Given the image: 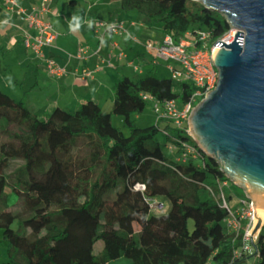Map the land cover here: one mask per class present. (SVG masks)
<instances>
[{
    "label": "trees",
    "instance_id": "trees-1",
    "mask_svg": "<svg viewBox=\"0 0 264 264\" xmlns=\"http://www.w3.org/2000/svg\"><path fill=\"white\" fill-rule=\"evenodd\" d=\"M120 8L137 10L157 22L163 34L188 37L197 48L213 44L230 26L221 11L199 0H120ZM201 31L207 33L205 40L198 38ZM119 83L124 88L115 91L111 111L86 99L72 111L56 105L46 118L0 87V129L14 123L24 130L17 142L5 140L0 148V232L7 253L0 264H59L58 241L71 223L68 210L92 218L101 240L91 256L73 257L70 264H235L251 254V264H264V223L253 250L238 255L242 232L227 227L228 210L209 190L218 193L216 179L229 177L187 125L161 118L142 126L133 118L149 98L174 97L182 105L196 85L153 70L123 75ZM111 113L123 116L127 132L112 125ZM159 131L178 156L183 142L193 144L196 155L186 160L167 155ZM137 183L144 187H135ZM5 185L15 202L8 201ZM228 185L223 186L225 198L234 207ZM203 188L208 195L201 193ZM161 194L175 200V214L152 221L150 199ZM222 221L225 226L218 227Z\"/></svg>",
    "mask_w": 264,
    "mask_h": 264
},
{
    "label": "crops",
    "instance_id": "crops-1",
    "mask_svg": "<svg viewBox=\"0 0 264 264\" xmlns=\"http://www.w3.org/2000/svg\"><path fill=\"white\" fill-rule=\"evenodd\" d=\"M19 3L29 11L35 8V13L42 19L50 20L57 31V37L51 45L44 47L47 54L71 68L85 65L96 69L93 76L88 78H80L73 72L61 76L49 75L44 61L35 56L32 50L25 47L22 42L26 30L33 35L37 33L36 30L33 27H28L17 12L12 11L3 0H0V87L13 96L21 98L32 111L35 110L33 108H36L34 107L36 105L29 95L43 91L47 84L55 92H59V96L44 106L45 112L49 113L56 105L60 106L59 100L69 96L68 93H74L75 105L86 99H94L100 104L103 96L112 98L115 90L120 86V77L123 75L134 77L127 74L129 69L141 73L143 69L139 64L144 63L148 68L153 63H160L158 60L162 59L157 58L155 62L152 53L148 54V58L145 56L143 59L139 58V53L140 55L143 53V46L140 47L139 43L146 41L159 43L163 33L153 34L152 28H141L144 24L143 21H140L141 14H136L131 9L122 10L120 0L88 1L86 14L80 21L71 16V11L66 8L64 0H50L48 10L44 11H41V0H19ZM100 20L110 23L122 22L125 25L123 32L113 33L107 29L106 34L100 38L99 42L102 45L100 55L102 57H107L109 53L110 55L117 53L116 50L124 49L127 52L125 58L120 60L114 58L111 65L100 63L101 58L91 51L86 59H79L75 56L80 45L94 46L98 39L97 28L94 26ZM131 39L137 40V43L133 44ZM140 61L141 63H136ZM132 62L138 64V70L134 69ZM97 65L99 67L96 68ZM177 156L178 153L175 157ZM0 245L5 247L1 232ZM247 256H240L235 264H239L238 262ZM0 258L1 260L5 258L4 252H1Z\"/></svg>",
    "mask_w": 264,
    "mask_h": 264
},
{
    "label": "water",
    "instance_id": "water-1",
    "mask_svg": "<svg viewBox=\"0 0 264 264\" xmlns=\"http://www.w3.org/2000/svg\"><path fill=\"white\" fill-rule=\"evenodd\" d=\"M199 1L237 30L231 42L215 43L218 81L190 113V126L229 180L264 208V0Z\"/></svg>",
    "mask_w": 264,
    "mask_h": 264
},
{
    "label": "built area",
    "instance_id": "built-area-1",
    "mask_svg": "<svg viewBox=\"0 0 264 264\" xmlns=\"http://www.w3.org/2000/svg\"><path fill=\"white\" fill-rule=\"evenodd\" d=\"M50 0H41V11L48 10V3ZM3 2L12 11L23 19L28 27H33L36 30V34H31L28 30L25 31L23 37V44L25 47L30 48L35 56L44 61L45 68L51 76H61L69 72H73L79 75L80 78H88L93 76V70L87 66H84L81 70L77 67L71 68L69 66L59 63L52 55L47 54L44 51V47L51 45L54 39L57 37V31L55 30L52 22L48 19H42L35 13V8L30 11L19 3V0H3ZM5 22V20H2ZM96 28L110 29L115 33L125 30V25L122 22H106L100 20ZM229 28L213 43L207 45L205 42L202 47H196L191 39L188 37H175L170 33H165L159 43H153L146 41L147 50L154 54V61L157 58H162L167 61V67L171 70V76L175 80H190L196 85L195 91L190 97L182 104L179 105L177 99L172 97L163 101H157L153 98H149L154 101V110L157 115V120L165 118L171 121L176 126L182 127L186 124L190 117V113L195 108L196 104L203 99L205 94L213 89L218 81V68L214 64L213 55L215 50L220 45L215 43L218 40L229 43L233 40L236 28L229 24ZM207 33L201 31L199 33V39L205 40ZM88 46L80 45L77 52L78 58H86L89 54ZM123 52L120 51L117 54V58H123ZM108 65H111L110 60L107 61ZM175 64H180V68L177 69ZM134 69L138 70V65H133ZM189 132L188 127L186 126ZM190 133V132H189ZM184 148L178 159L186 160L188 155L195 156L196 147L189 143L183 142ZM218 183L219 192H215L213 188L209 187L213 197L219 199L223 206L228 210V214L225 218V222L229 229L236 232H242V250L239 249L238 255L250 253L253 250V243L256 241L259 230L254 232V228L258 221L256 219L255 202L246 194L242 195L237 201L236 206H231L227 203L225 198L223 186L229 182L227 179L219 180ZM135 187L143 188L144 185L137 183ZM164 206L162 201L151 203L150 207L162 208Z\"/></svg>",
    "mask_w": 264,
    "mask_h": 264
},
{
    "label": "rangeland",
    "instance_id": "rangeland-1",
    "mask_svg": "<svg viewBox=\"0 0 264 264\" xmlns=\"http://www.w3.org/2000/svg\"><path fill=\"white\" fill-rule=\"evenodd\" d=\"M88 1H90V0H76V3L71 4L69 2V0H64V2L66 4L65 5L66 8L71 11V13H70L71 16H73L76 19H79V21L86 14L87 7H88ZM131 11L140 15V13L135 9H131ZM140 21L144 22V24L141 26V28H152L153 34H161V30L159 29L158 23L152 21L149 17L141 15ZM97 26L98 25H95L94 27L96 28ZM108 30H110V29H108ZM108 30L107 29H101L98 27L96 29V34L98 36V39H97L98 42L96 41V43L92 47L89 46L88 44H84V45L88 46V49L93 54H96L97 56H99L101 58L100 63H104L105 65H108L107 64L108 60H110V62L112 64L113 59L118 57L117 54L120 51H122L124 53L123 58H125L126 54H127V52L124 49H122V50H116L117 53H114V54L111 53V55L109 53V55L107 57H102L100 55L102 45L99 41H100V38H102ZM112 32L115 33L114 31H112ZM121 32H123V31H120L117 33H121ZM132 38L135 39L133 36H132ZM132 42H133V44H136L137 40L136 41L132 40ZM208 45H210V44H208ZM139 46L140 47L143 46V53H142V55H140V53H139V58L143 59V56L148 58V56H149L148 54L150 52L147 50L146 44L140 42ZM126 50L128 52H131L129 49H126ZM77 52H78V50H77ZM77 52L75 54L76 57H77ZM110 52H112V51H110ZM86 58H79V59H86ZM118 60H120V59H118ZM158 61L160 63H158V64L153 63V64L149 65L150 67H148V68H147V66H145L144 63L142 65L139 64L140 67L143 69V71L141 73H138L136 71H132L131 69H129L128 73L127 72H125V73L132 75L134 77H137V76L146 75L148 73V71L153 70L157 76H164V75H168V76L170 75L171 76L172 72L167 67V61H165L163 59H159ZM136 63H141V61L136 62ZM136 63L133 64V62H132L133 65H138ZM99 65H97L96 68L99 67ZM84 66L85 65L78 67V69L81 70ZM180 66H181L180 64H175V67L177 69H179ZM72 68H75V67H72ZM92 70L94 72L96 69L92 68ZM122 88H124V87L120 85L118 89H122ZM2 90L6 91L5 89H2ZM73 94L68 93L69 96H67L63 99H60L59 100L60 106L64 105V106H62L63 108L70 110V111L74 110L78 104L75 105L76 100H75V97ZM58 96H59V92H57V91L55 92V90H53L50 87V85L47 84L43 91H37L33 95H29V98H31L33 103H35V105H36V106H34L36 108H33V109H35L34 112H36L39 115V117L46 118L48 115V112H45L46 110H45L44 106H47L48 103L53 98L58 97ZM13 97L17 98L18 96H13ZM111 100H112V98L110 99L109 96H103L101 98L100 105L103 108V110L111 111V108H112ZM110 115H111V120L113 123L112 125L119 127L124 132L128 131V128L125 125L124 118L122 115L115 114V113H111ZM133 118L135 119V122L138 125L145 126V125L155 124L157 122V115H156V112L154 110V101L149 99L147 101L145 107L142 110L133 113ZM159 123L161 126H163L165 124L164 121H159ZM186 125H187L189 132L192 135V137L196 141H198V137L195 135V133L191 129L189 119L187 120ZM23 131L24 130L22 129V127H19L18 125L14 124V123H12L11 125L7 126L4 129H0V148L2 147V142H4L5 140H14V142H17L18 134L22 133ZM157 137L159 139L160 146H161L162 150L167 155H169L171 157L172 156L175 157L177 152L175 151L174 148H172L171 145H169L168 142H166V135H164L162 133V131H159L157 134ZM226 189H227V192H230V189H231L234 193V195L231 197V203L237 204V202H238L237 200L240 199V197L243 195L242 191L244 194H246L244 189L240 188L238 185L233 183L231 180L229 181V185ZM5 191L8 194V201L9 202H15L17 200L16 195L11 191V189L8 185H5ZM201 193L203 195H208L205 188L201 189ZM158 201H162L164 206L162 208H157V207H151L150 208L148 215L152 221H157V220H159L165 216L175 214V207H174L175 206V200L170 195L161 194V195L154 196L151 198V203H155ZM68 212H69V216L71 219V223H70V226L68 228V234L65 238L58 241L59 253L55 257L56 261L59 264H70V259L73 257H79L80 259H85V258L91 256L92 253L96 252L100 248V245H101V240L99 238H97V236H96L100 230V227L96 226L95 221L92 218H89L88 215L83 211L68 210ZM260 222L263 223L264 221H260ZM224 226H225L224 221H222L218 224V227L223 228ZM189 228L192 229L195 233L198 231L194 227L192 219H189ZM239 249H241V247ZM1 252L5 253V258H3L2 260H6L7 259L6 248L2 245H0V254H1ZM2 260L0 258V261H2ZM254 260H255V255L251 254V255H248L246 258L240 260L238 263L239 264H251Z\"/></svg>",
    "mask_w": 264,
    "mask_h": 264
},
{
    "label": "bare ground",
    "instance_id": "bare-ground-1",
    "mask_svg": "<svg viewBox=\"0 0 264 264\" xmlns=\"http://www.w3.org/2000/svg\"><path fill=\"white\" fill-rule=\"evenodd\" d=\"M257 207V210H256V219L258 222L260 221H264V208H261L257 205H255Z\"/></svg>",
    "mask_w": 264,
    "mask_h": 264
}]
</instances>
